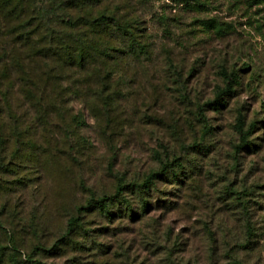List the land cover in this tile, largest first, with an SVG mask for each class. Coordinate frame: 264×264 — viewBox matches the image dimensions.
<instances>
[{
	"label": "rangeland",
	"instance_id": "rangeland-1",
	"mask_svg": "<svg viewBox=\"0 0 264 264\" xmlns=\"http://www.w3.org/2000/svg\"><path fill=\"white\" fill-rule=\"evenodd\" d=\"M72 1L73 41L89 34L82 4H100L140 20L149 49L124 56L111 77L29 63L23 52L0 65V264H209L205 225L219 245L228 180L252 190L253 254L264 262V148L224 176L241 105L250 140L264 145V0ZM223 70L244 90L217 112L206 103L221 98ZM190 171L201 172L198 198Z\"/></svg>",
	"mask_w": 264,
	"mask_h": 264
},
{
	"label": "trees",
	"instance_id": "trees-1",
	"mask_svg": "<svg viewBox=\"0 0 264 264\" xmlns=\"http://www.w3.org/2000/svg\"><path fill=\"white\" fill-rule=\"evenodd\" d=\"M48 2V6H38L31 0H0V65L6 67L7 64L19 62L20 57L16 59V55L23 52L26 58H22L29 63L35 60L48 68L59 66L66 73L85 72L90 69L93 73L97 67H100L101 70H108L111 77L120 72V69L123 70L124 60H126L124 56L135 57L138 53H146L145 50L149 49L145 35L137 27L140 20L136 22L134 17L125 13L123 9L122 13L119 11L112 13L107 7L101 8L100 4H82V11L87 15L86 24L89 34L77 43L73 41L71 35L64 33V30L73 28L79 23L77 13L79 5L72 0H48ZM122 5L127 10H133L128 1L123 2ZM100 30H103L102 35H99ZM247 65L250 66L251 63L248 62ZM223 72L227 79V86L221 89V98L218 99V96L213 99V102L206 103L209 108L217 112L226 107L228 103L226 97H232L238 91L244 90L236 74L233 75V72L226 70ZM22 75L23 77L17 76V81L19 80L25 86V81L30 77L26 74ZM42 75L45 77L46 72ZM84 77L88 78V74ZM7 93L8 91L3 96ZM197 107L196 114L204 120L203 106L197 105ZM245 109L248 108L241 105L237 110L233 128L239 136L240 143L232 146L231 152L234 156L230 166L225 169V177L238 174L244 152L251 155L257 148L259 150L264 148V145L261 144L258 147L250 140L253 129L250 127H254V122L249 123L248 129L245 128L247 124ZM202 124L204 129L208 130L206 123ZM250 170H252L251 167L246 170L247 176ZM163 175L164 171L152 172L146 179L148 183H151V180H155L154 178L162 179ZM173 176L176 174L174 173ZM184 177L189 189L198 198L195 191L202 190L201 172L190 171ZM237 183L240 185L238 188H236ZM237 183L228 180L234 192L223 199L225 207L222 215L225 216V225L221 232L222 242L219 245L216 244L209 225H205L210 239L209 264H264L260 255L254 260L253 254L256 245L252 242V236L256 228L251 222L254 219V213L250 211L252 190L242 180ZM226 219H231L235 224H228ZM74 221L75 219H70L68 225L73 224Z\"/></svg>",
	"mask_w": 264,
	"mask_h": 264
}]
</instances>
